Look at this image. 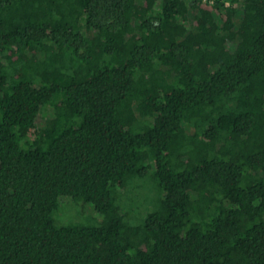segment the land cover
Returning a JSON list of instances; mask_svg holds the SVG:
<instances>
[{
    "label": "trees",
    "instance_id": "obj_1",
    "mask_svg": "<svg viewBox=\"0 0 264 264\" xmlns=\"http://www.w3.org/2000/svg\"><path fill=\"white\" fill-rule=\"evenodd\" d=\"M227 1L0 0V264H264V0Z\"/></svg>",
    "mask_w": 264,
    "mask_h": 264
},
{
    "label": "rangeland",
    "instance_id": "obj_2",
    "mask_svg": "<svg viewBox=\"0 0 264 264\" xmlns=\"http://www.w3.org/2000/svg\"><path fill=\"white\" fill-rule=\"evenodd\" d=\"M95 210L86 203H73L70 199L61 197L59 208L54 213V219L59 225L84 226L91 224L98 215Z\"/></svg>",
    "mask_w": 264,
    "mask_h": 264
},
{
    "label": "built area",
    "instance_id": "obj_3",
    "mask_svg": "<svg viewBox=\"0 0 264 264\" xmlns=\"http://www.w3.org/2000/svg\"><path fill=\"white\" fill-rule=\"evenodd\" d=\"M203 3L212 5L215 3L216 0H201ZM224 3V6H229V2L227 0H219Z\"/></svg>",
    "mask_w": 264,
    "mask_h": 264
}]
</instances>
